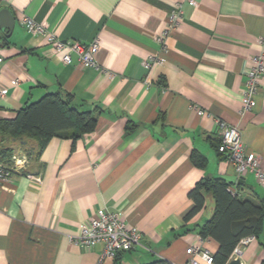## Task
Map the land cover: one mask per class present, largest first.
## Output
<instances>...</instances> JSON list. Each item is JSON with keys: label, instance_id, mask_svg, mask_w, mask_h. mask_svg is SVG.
Segmentation results:
<instances>
[{"label": "crops", "instance_id": "0c3cea01", "mask_svg": "<svg viewBox=\"0 0 264 264\" xmlns=\"http://www.w3.org/2000/svg\"><path fill=\"white\" fill-rule=\"evenodd\" d=\"M192 1L0 0L15 19L9 37L0 31V120L55 93L96 117L92 132L75 143L54 137L36 159L15 147L20 165L0 183V264H98L100 245L83 249L70 238L100 210L140 235L134 249L103 264H185L190 246L211 256L218 250L198 233L213 213L210 194L184 221L197 182L222 178L239 198L264 202L254 176L237 178L218 153L216 125L236 127L264 169V75L255 106L239 114L248 59L264 56V0ZM177 5L182 20L163 49L158 37ZM22 17L44 23L61 41H97V68L73 54L63 64ZM154 57L160 62L146 69ZM193 152L206 160L203 168L193 164ZM237 259L263 264V236Z\"/></svg>", "mask_w": 264, "mask_h": 264}, {"label": "trees", "instance_id": "16d2710c", "mask_svg": "<svg viewBox=\"0 0 264 264\" xmlns=\"http://www.w3.org/2000/svg\"><path fill=\"white\" fill-rule=\"evenodd\" d=\"M95 125L93 112L78 111L72 106L69 95L47 94L26 104L13 119L0 120V162L12 168L11 157L16 146L23 149L27 158L36 159L52 138L70 139L75 143L84 134L92 132ZM191 160L199 168L206 164L204 157L196 152L192 153ZM228 188L229 183L222 178H203L188 193L193 207L185 215V222L205 208V195L212 196V216L198 233L202 239L210 238L218 244V250L212 256L213 264H228L242 238L254 236L256 239L262 235L264 240V202L241 199ZM149 264L171 263L157 261Z\"/></svg>", "mask_w": 264, "mask_h": 264}, {"label": "built area", "instance_id": "2783aa9c", "mask_svg": "<svg viewBox=\"0 0 264 264\" xmlns=\"http://www.w3.org/2000/svg\"><path fill=\"white\" fill-rule=\"evenodd\" d=\"M186 1L191 5L194 4L192 0ZM181 20V7L177 5L169 15L164 31L158 37L160 43L163 44L169 31L176 27ZM20 23L32 36H41L50 47L52 53L60 55L63 64H71V55L73 54L84 67L97 68L94 58V55L99 50L97 41L87 45L81 44L80 42L61 41L53 36L44 23H37L29 17H22ZM163 49H165L164 44ZM154 58L149 59L152 61ZM155 59L152 62L149 60L145 61L144 67L149 69L150 64L153 65L156 62H160L158 58ZM1 62L2 59H0ZM263 75L264 56L258 55L250 57L248 59V68L245 71L244 91L239 111L240 116L251 111L255 106L253 97L260 88ZM3 92L0 93V96L4 95ZM197 114L203 116L204 112L198 110ZM216 125L219 135L217 151L232 165L237 178L241 179L245 175L251 174L264 187V169L261 168L258 157L246 151L238 129L221 120H217ZM11 160L13 163L12 168L0 164V183L9 179L12 171L20 165V160L17 157L12 156ZM228 190L232 194H235L230 188ZM254 241V236L242 238L233 250L231 254L232 258L237 259L242 250ZM70 242L83 249H91L100 245L102 248L98 264H103L106 259L114 260L119 254L134 249L140 243V235L130 229L118 214L100 210L91 220L79 225L78 233L70 238ZM185 253L189 257L185 264H200L201 261L205 264H213L212 256L209 252L202 250L198 246H190L186 249Z\"/></svg>", "mask_w": 264, "mask_h": 264}, {"label": "water", "instance_id": "95a60500", "mask_svg": "<svg viewBox=\"0 0 264 264\" xmlns=\"http://www.w3.org/2000/svg\"><path fill=\"white\" fill-rule=\"evenodd\" d=\"M15 25V19L13 15L6 9L0 10V31L2 33L8 32L7 37L10 36L13 27ZM228 264H241L239 259H233Z\"/></svg>", "mask_w": 264, "mask_h": 264}]
</instances>
